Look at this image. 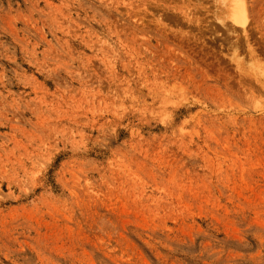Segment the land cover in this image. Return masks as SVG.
I'll return each instance as SVG.
<instances>
[{
	"label": "rangeland",
	"instance_id": "obj_1",
	"mask_svg": "<svg viewBox=\"0 0 264 264\" xmlns=\"http://www.w3.org/2000/svg\"><path fill=\"white\" fill-rule=\"evenodd\" d=\"M0 264H264V0H0Z\"/></svg>",
	"mask_w": 264,
	"mask_h": 264
},
{
	"label": "bare ground",
	"instance_id": "obj_2",
	"mask_svg": "<svg viewBox=\"0 0 264 264\" xmlns=\"http://www.w3.org/2000/svg\"><path fill=\"white\" fill-rule=\"evenodd\" d=\"M232 4H233V2H232ZM232 16H233V15H232ZM234 17H235V15H234ZM237 17H238V16H237ZM237 17H235V18H237ZM232 19H233V18H232ZM235 21L238 22V21H240V20H239V18H238V19H236Z\"/></svg>",
	"mask_w": 264,
	"mask_h": 264
}]
</instances>
